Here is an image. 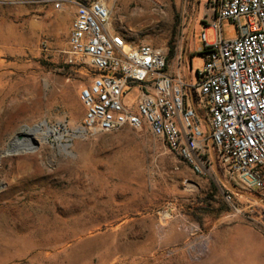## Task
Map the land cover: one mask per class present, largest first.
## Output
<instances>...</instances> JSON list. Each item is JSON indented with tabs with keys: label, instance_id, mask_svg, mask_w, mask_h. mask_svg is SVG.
Segmentation results:
<instances>
[{
	"label": "rangeland",
	"instance_id": "obj_1",
	"mask_svg": "<svg viewBox=\"0 0 264 264\" xmlns=\"http://www.w3.org/2000/svg\"><path fill=\"white\" fill-rule=\"evenodd\" d=\"M55 1L0 0V264H264V205L246 195L255 193L229 189L214 168L195 174L148 127L81 131L86 71L68 63L76 0L61 10ZM107 1L112 24L131 43L168 48L172 66L194 22L196 79L202 34L216 41L211 0ZM223 36L237 38L236 23ZM41 123L70 146L39 135L32 152L5 151ZM192 229L211 236L198 261L184 250Z\"/></svg>",
	"mask_w": 264,
	"mask_h": 264
},
{
	"label": "built area",
	"instance_id": "obj_2",
	"mask_svg": "<svg viewBox=\"0 0 264 264\" xmlns=\"http://www.w3.org/2000/svg\"><path fill=\"white\" fill-rule=\"evenodd\" d=\"M66 3L54 6L61 10ZM70 3L68 63L86 71L81 131L148 127L195 174L217 169L264 200V0H211L206 29L215 30L216 41L202 34L204 67L194 80L182 47L172 66L168 48L123 41L107 0ZM229 22L238 28L233 40L223 36ZM210 241V233L192 229L184 250L198 261Z\"/></svg>",
	"mask_w": 264,
	"mask_h": 264
},
{
	"label": "bare ground",
	"instance_id": "obj_3",
	"mask_svg": "<svg viewBox=\"0 0 264 264\" xmlns=\"http://www.w3.org/2000/svg\"><path fill=\"white\" fill-rule=\"evenodd\" d=\"M119 35L122 37L123 41H128L129 44H136L129 41L128 31H126V29L122 26H119ZM1 133L3 134V132H0V140L2 137ZM39 135H42L44 140H47L52 136L55 137L56 139H58V141H60V146L64 147L65 149L70 146L69 143H65V141H67L69 138L62 134L57 126L51 128L47 125V123H41L31 128H24V130L22 131V137L20 138L18 135V137H14V139L10 143H8L9 145L7 147V150L5 151L10 152L14 149L15 152L20 153L32 152L34 150V145L39 142V140L37 139V137H40ZM71 136H76V134H73ZM55 211L57 212V209H55Z\"/></svg>",
	"mask_w": 264,
	"mask_h": 264
},
{
	"label": "crops",
	"instance_id": "obj_4",
	"mask_svg": "<svg viewBox=\"0 0 264 264\" xmlns=\"http://www.w3.org/2000/svg\"><path fill=\"white\" fill-rule=\"evenodd\" d=\"M210 4H211V10H214L213 9V7H212V3L210 2ZM198 7H199V3H198ZM192 27H194V22H193V24H192V26H191V28ZM191 36L188 34V36H187V39H188V41H187V43H186V45H185V51H184V54H188V49H189V38H190ZM171 69H173V67H171ZM215 174H216V176L220 179V181L226 186V187H228L227 185H226V183H230L229 181H228V179L224 176V175H222V173H220L219 171H217V169H215ZM232 184V183H231ZM234 186H236L235 184H233ZM237 188H238V192H241L242 190L238 187V186H236ZM229 188V187H228ZM230 189V188H229ZM232 190V189H231ZM247 195V197H250V198H252L253 199V197L254 196H252V195H250V194H246Z\"/></svg>",
	"mask_w": 264,
	"mask_h": 264
},
{
	"label": "water",
	"instance_id": "obj_5",
	"mask_svg": "<svg viewBox=\"0 0 264 264\" xmlns=\"http://www.w3.org/2000/svg\"><path fill=\"white\" fill-rule=\"evenodd\" d=\"M193 28V27H192ZM192 28L190 29V33L189 35L191 36V33H192ZM226 185L232 189L233 191H238V188L236 186H234L233 184L231 183H226ZM253 199H255L259 204L261 205H264V200L263 199H260V198H256V197H253Z\"/></svg>",
	"mask_w": 264,
	"mask_h": 264
},
{
	"label": "trees",
	"instance_id": "obj_6",
	"mask_svg": "<svg viewBox=\"0 0 264 264\" xmlns=\"http://www.w3.org/2000/svg\"><path fill=\"white\" fill-rule=\"evenodd\" d=\"M172 52V51H171ZM254 197H256V198H260V199H262L261 197H259V196H254ZM203 209H206L205 207H202Z\"/></svg>",
	"mask_w": 264,
	"mask_h": 264
}]
</instances>
